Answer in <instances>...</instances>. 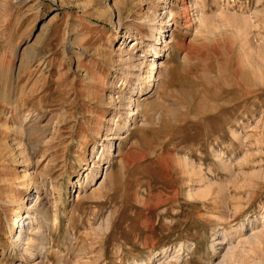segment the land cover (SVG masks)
Masks as SVG:
<instances>
[{
    "label": "rangeland",
    "instance_id": "obj_1",
    "mask_svg": "<svg viewBox=\"0 0 264 264\" xmlns=\"http://www.w3.org/2000/svg\"><path fill=\"white\" fill-rule=\"evenodd\" d=\"M236 263L264 264V0H0V264Z\"/></svg>",
    "mask_w": 264,
    "mask_h": 264
},
{
    "label": "bare ground",
    "instance_id": "obj_2",
    "mask_svg": "<svg viewBox=\"0 0 264 264\" xmlns=\"http://www.w3.org/2000/svg\"><path fill=\"white\" fill-rule=\"evenodd\" d=\"M185 1V0H184ZM186 3V2H185ZM189 3V2H188ZM188 3H187V6H188ZM172 17V16H171ZM202 17V16H201ZM196 43V42H195ZM160 63H159V61H154V64H153V67L151 68V71H150V73H149V78H150V83H149V89H148V91L150 92V90H152L153 89V87L155 86V81L157 80V74H158V72H159V70H160ZM256 68V67H255ZM245 69V68H244ZM248 71V70H247ZM239 72V71H238ZM230 84V83H229ZM137 104V103H136ZM124 107V106H123ZM132 111V110H131ZM134 114H136L135 112H132L131 114H130V116L131 115H134ZM24 235H23V232L21 231L20 233H19V236H18V238H17V240H22V239H24ZM233 254H234V251H233ZM228 256V255H227ZM226 258V257H225ZM237 264V263H236Z\"/></svg>",
    "mask_w": 264,
    "mask_h": 264
}]
</instances>
